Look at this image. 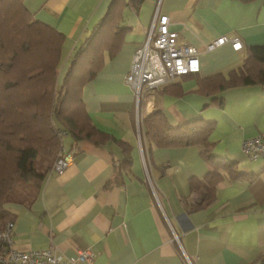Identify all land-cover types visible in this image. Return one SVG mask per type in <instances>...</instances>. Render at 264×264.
Masks as SVG:
<instances>
[{
	"label": "crops",
	"instance_id": "0c3cea01",
	"mask_svg": "<svg viewBox=\"0 0 264 264\" xmlns=\"http://www.w3.org/2000/svg\"><path fill=\"white\" fill-rule=\"evenodd\" d=\"M22 1L34 19L65 37L61 84L74 51L113 0ZM122 2L119 48L104 52L102 67L81 92L94 127L109 138L98 146L65 135L61 155H70L67 168L61 173L50 168L36 193L8 206L14 216L12 248H52L62 260L89 250L93 264H185V257L191 264H264V160H249L241 151L244 140L264 133V83L211 93L200 89L241 67L250 47L264 45V0ZM158 8L178 41L198 49L200 69L145 93L136 107L124 79ZM222 36L238 37L242 48L233 51L226 43L205 50ZM155 112L171 127L211 123L209 153L235 164L238 177L221 171L213 196L204 200L211 165L200 147L160 148L148 141L142 121ZM191 180L201 187L190 190Z\"/></svg>",
	"mask_w": 264,
	"mask_h": 264
},
{
	"label": "trees",
	"instance_id": "16d2710c",
	"mask_svg": "<svg viewBox=\"0 0 264 264\" xmlns=\"http://www.w3.org/2000/svg\"><path fill=\"white\" fill-rule=\"evenodd\" d=\"M122 5V0L111 2L107 15L74 51L58 84L63 34L34 19L22 0H0V231L8 221H14L8 206L24 202L8 199L13 184L18 180L32 182L36 193L61 155L65 135L75 142L85 140L98 146L109 138L94 127L84 110L81 92L102 67L104 52L111 54L119 48ZM248 52L241 67L226 78L212 77L200 89L211 93L264 83V45L252 46ZM142 128L146 139L160 148L202 149L200 154L212 168L204 177V200L213 196L221 171L237 176L235 164H225L209 153L211 123L194 120L171 127L161 113L155 112L143 118ZM60 131L65 135L60 136ZM123 147L129 150V146ZM7 165L11 168L6 169ZM189 186L190 190L201 187L196 180Z\"/></svg>",
	"mask_w": 264,
	"mask_h": 264
},
{
	"label": "built area",
	"instance_id": "2783aa9c",
	"mask_svg": "<svg viewBox=\"0 0 264 264\" xmlns=\"http://www.w3.org/2000/svg\"><path fill=\"white\" fill-rule=\"evenodd\" d=\"M152 22L141 46L134 54L130 71L124 79L134 95L136 107L145 93L160 91L163 87L173 83L175 79L199 73V51L195 47L178 41L175 31H170V19L155 11ZM230 44L233 51L242 48L238 37L222 36L206 45L210 51ZM64 136V132H59ZM241 151L249 160H264V133L244 140ZM70 155H60L51 166V172L61 173L69 164ZM13 223L8 221L0 231V264H93L94 255L89 250L77 251L72 258L62 260L52 248L19 252L12 248ZM185 264H191L185 257Z\"/></svg>",
	"mask_w": 264,
	"mask_h": 264
},
{
	"label": "rangeland",
	"instance_id": "374dc122",
	"mask_svg": "<svg viewBox=\"0 0 264 264\" xmlns=\"http://www.w3.org/2000/svg\"><path fill=\"white\" fill-rule=\"evenodd\" d=\"M67 139L63 140V144H66ZM11 168L10 165L6 166V169ZM12 190L10 191L8 195L9 200L14 201H27L26 198H30L33 193L36 191V188L33 187L32 182L31 183H23L22 181H16L13 186L11 187Z\"/></svg>",
	"mask_w": 264,
	"mask_h": 264
}]
</instances>
